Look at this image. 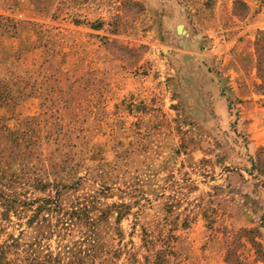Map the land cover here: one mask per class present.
<instances>
[{"label":"rangeland","instance_id":"obj_1","mask_svg":"<svg viewBox=\"0 0 264 264\" xmlns=\"http://www.w3.org/2000/svg\"><path fill=\"white\" fill-rule=\"evenodd\" d=\"M0 264H264V0H0Z\"/></svg>","mask_w":264,"mask_h":264}]
</instances>
